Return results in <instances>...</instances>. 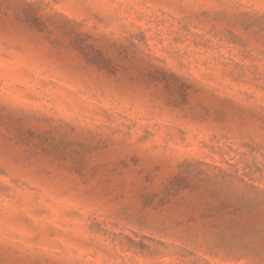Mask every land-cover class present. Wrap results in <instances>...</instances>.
I'll return each mask as SVG.
<instances>
[{
    "label": "rangeland",
    "instance_id": "rangeland-1",
    "mask_svg": "<svg viewBox=\"0 0 264 264\" xmlns=\"http://www.w3.org/2000/svg\"><path fill=\"white\" fill-rule=\"evenodd\" d=\"M0 264H264V0H0Z\"/></svg>",
    "mask_w": 264,
    "mask_h": 264
}]
</instances>
